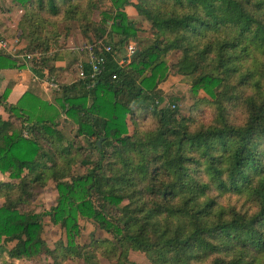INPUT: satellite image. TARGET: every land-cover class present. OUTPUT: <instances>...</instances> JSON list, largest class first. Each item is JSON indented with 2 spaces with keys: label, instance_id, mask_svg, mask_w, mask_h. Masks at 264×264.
Here are the masks:
<instances>
[{
  "label": "trees",
  "instance_id": "obj_1",
  "mask_svg": "<svg viewBox=\"0 0 264 264\" xmlns=\"http://www.w3.org/2000/svg\"><path fill=\"white\" fill-rule=\"evenodd\" d=\"M13 2L25 9L18 26L24 50L45 54L30 63L36 76L57 70L47 54L59 43L58 18L77 21L86 43L110 45L115 53L106 54L94 80L64 85L53 101L27 90L9 103L10 84L0 96L8 114L0 116V264L43 253L61 264L60 247L62 260L91 262L93 254L76 241L80 217L113 235L99 244L109 243L102 255L117 264H140L130 260V250L144 252L153 264H264V0ZM130 5L150 24L152 39L121 64L126 54L119 47L139 29L127 14ZM172 52L178 59L170 64ZM79 53L90 71L88 53ZM24 63L0 51V70ZM172 68L191 78L195 94L202 90L213 99L207 100L217 108L212 122L164 104L157 85ZM237 108L244 113L240 123L232 117ZM143 112L156 118L154 128L136 120ZM62 116L99 155L83 160L88 168L81 175L60 163L74 155L73 143L64 146ZM50 178L58 201L48 214L67 239L56 248L42 237L43 214L23 210L29 186ZM213 191L235 195L251 209L224 208Z\"/></svg>",
  "mask_w": 264,
  "mask_h": 264
},
{
  "label": "rangeland",
  "instance_id": "obj_2",
  "mask_svg": "<svg viewBox=\"0 0 264 264\" xmlns=\"http://www.w3.org/2000/svg\"><path fill=\"white\" fill-rule=\"evenodd\" d=\"M106 1L109 4L108 0ZM1 6H5V8H7L8 3L6 2ZM127 14L130 18L139 22L137 38L130 40V42H133L136 45V49L149 44L152 39L150 24L145 21H141V18L138 17L136 9L130 10ZM13 16L16 17L15 14L9 17V19L12 21H14ZM96 18L99 19L98 15H96ZM57 22L58 24L56 26V29L58 37L60 39L56 47H59V49H69L70 47L80 46V44L84 42L81 41L82 36L80 40L78 39V37L80 38L79 34L82 35V33L77 21H61L60 18H58ZM63 37L65 38L64 40H62ZM116 38L119 39L118 36H116ZM119 53L123 57L127 53V48L124 46H120ZM177 59L178 55L176 52H172L169 55L170 64L177 62ZM69 69L73 71L75 75H78L76 65H72ZM189 78L190 77L176 73L175 69L173 68L169 69L166 77L158 83L157 90L159 94L165 99V105H168L169 103L175 104L180 110L181 114H183L184 116L192 114L196 117H201L202 121L208 124L212 122L217 116V108L215 105L209 104L207 102V100L213 99L204 91L201 90L198 94H195L193 92L192 80L191 78ZM57 80L61 87L60 89H55L47 83H45L44 85H46L48 88L42 89L43 87H40L39 83L37 82L36 88H38L39 90H44L45 94H47L50 98L55 99L61 96L62 87L69 84V81L64 82L60 78ZM232 117L234 118L236 123L242 122L244 119L242 108L233 109ZM136 120L144 129L154 128L157 123L156 118L152 117L150 114L145 115V112H143L141 115L137 113ZM16 125L19 127L20 122L17 121ZM58 126L65 136L64 146H66L68 143H73L72 152H74L73 156L70 154L68 157H66V159L62 158L60 163L64 165V167H67V170L71 171L72 175H81L88 168V165L85 164L83 160L85 158H90V160L93 161L96 160L99 155L94 147L91 149L88 148L89 143L88 140L85 139V137L78 135L77 124L66 119L65 116H62L58 120ZM132 130L133 125L130 122V131L132 132ZM69 158H71L72 160L70 159V162L67 163L66 160ZM29 187L31 197H27V201L23 205V210L35 211L43 214L44 231L42 237L51 248H56V246H59V242H62V244L64 243V245H66L67 239L65 230L61 227L60 224H55L48 214L51 207L56 205L58 201L56 182L53 180V178H50L43 184L34 183ZM211 195L212 197L216 196L217 202L224 208H235L240 212H245L246 210L251 209L250 203H246L245 201L241 200V198L235 195L229 193L221 195L216 191L211 192ZM4 201V198H0V206ZM79 223L81 233L77 237L76 241L78 245L84 247L85 251L93 254V258L91 262H86L83 258H79L76 256H68L62 260V254L64 253L62 247H60V251H58L57 255L58 260L61 262V264H117L115 258L110 259L102 255L103 251H105L107 248H110L109 243H104L103 245L99 244L104 240L113 241V235L101 229L99 225L91 219L80 217ZM6 245H8V247L10 248V246H13L14 243H8ZM129 258L132 262H137L140 264H153L148 256L142 251L130 250ZM53 262L54 260L52 256L47 253H43L37 257L32 258L31 260L22 262L18 261L19 264H52Z\"/></svg>",
  "mask_w": 264,
  "mask_h": 264
},
{
  "label": "crops",
  "instance_id": "obj_3",
  "mask_svg": "<svg viewBox=\"0 0 264 264\" xmlns=\"http://www.w3.org/2000/svg\"><path fill=\"white\" fill-rule=\"evenodd\" d=\"M6 2L8 3L7 8H5V6H1ZM132 9H135V7L132 5L128 6L126 8L127 13ZM24 12V7L22 5L17 4L16 2H13V0H0V32L6 36L4 37V39L8 41V47L2 48L0 45V51L6 52L13 58H19L25 62V67L6 68L0 70V96L5 92L6 88L10 84L11 89L7 100L9 103H17L18 100L27 90L33 91L35 94H37L43 99L53 101L54 99L50 98L47 94H45L44 90H39L38 88H36V82L39 83L40 87H43L42 89L48 88L46 85H44L45 83H47L46 78L48 77L55 79L60 78L64 82L69 81L68 85L77 83L78 75H75V73L69 68L72 65H76L77 67L79 60L82 58V54L79 53V50H77V47L79 46L70 47L69 49H59V47H56L54 45L48 52L47 56L55 58L54 61H51L52 65H54L57 69L55 74L50 76L49 73H47L48 69H45L44 77L36 76L30 67V63L25 61L21 57V54L26 51L24 49L27 44V41L21 37V31L18 29L20 19ZM14 14L16 17L13 16L14 21H12L9 19V17ZM79 35L80 38L78 37V39L80 40L82 36L81 41H84L80 44L81 46L86 42L84 40L83 35ZM64 39L65 38L63 37L62 40ZM41 53L43 54V52ZM44 55L45 54H43V56ZM0 116L5 119L8 118V114L4 111V108L1 105ZM0 179H5V176H3L1 173Z\"/></svg>",
  "mask_w": 264,
  "mask_h": 264
},
{
  "label": "built area",
  "instance_id": "obj_4",
  "mask_svg": "<svg viewBox=\"0 0 264 264\" xmlns=\"http://www.w3.org/2000/svg\"><path fill=\"white\" fill-rule=\"evenodd\" d=\"M102 44V43H100ZM98 44V45H100ZM0 45L2 48H7L8 47V41L0 36ZM97 44H89V43H84L83 45L77 47V50L81 52H87L88 53V64L90 66V71H86L85 65L83 62H79L77 67H78V80H84L87 78L90 79H95L99 74H101L104 69H105V63L107 59L108 53H115L114 49L110 45H101L99 47ZM136 52V45L133 42H130L127 45V53L125 57H123L120 60V63L123 64H128L131 61L132 56ZM43 54L41 52H28L25 51L24 53L21 54V57L29 62L33 63L34 61H39L41 60ZM46 82L48 85L55 89H60V85L58 83V80L55 78H46Z\"/></svg>",
  "mask_w": 264,
  "mask_h": 264
},
{
  "label": "water",
  "instance_id": "obj_5",
  "mask_svg": "<svg viewBox=\"0 0 264 264\" xmlns=\"http://www.w3.org/2000/svg\"><path fill=\"white\" fill-rule=\"evenodd\" d=\"M99 144H101V140L99 141Z\"/></svg>",
  "mask_w": 264,
  "mask_h": 264
}]
</instances>
